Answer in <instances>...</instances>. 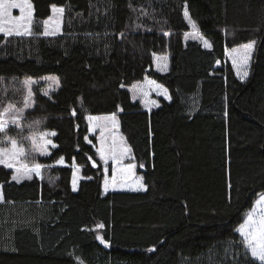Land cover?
I'll return each mask as SVG.
<instances>
[{
	"label": "trees",
	"instance_id": "trees-1",
	"mask_svg": "<svg viewBox=\"0 0 264 264\" xmlns=\"http://www.w3.org/2000/svg\"><path fill=\"white\" fill-rule=\"evenodd\" d=\"M30 2L36 35L0 37V110L23 108L24 78L54 75L59 87L34 88L21 126L0 133V146L14 138L29 163L45 166L43 179L17 184L0 165L11 201L0 203V264H258L235 230L264 193V0ZM185 4L211 49L183 41ZM51 5L65 14L62 32L46 37ZM249 41L241 81L225 50ZM163 53L169 67L158 72L154 56ZM146 77L170 97L150 111L126 88ZM113 113L144 191L103 193L88 117ZM40 132L56 133L48 155L29 148ZM73 164L84 177L75 192Z\"/></svg>",
	"mask_w": 264,
	"mask_h": 264
},
{
	"label": "snow or ice",
	"instance_id": "snow-or-ice-1",
	"mask_svg": "<svg viewBox=\"0 0 264 264\" xmlns=\"http://www.w3.org/2000/svg\"><path fill=\"white\" fill-rule=\"evenodd\" d=\"M52 15L43 21V32L40 33L43 36H52L56 35L58 32H62V24L63 17L65 14V8L57 5H51ZM13 9H18L20 15L14 16L12 13ZM184 17L187 20L188 24L198 32L197 26L195 22L191 19L188 11V6L185 4L184 7ZM50 25H54L50 29ZM34 26V8L33 4L30 0H0V37H2L6 42L9 38L12 37H32L36 35L33 31ZM139 27V25H137ZM123 33L120 34V37H123ZM164 35H169V33L165 32ZM201 39H203L201 37ZM255 41H249L239 48H233L230 50L232 64L235 69H237V74L241 79H244L247 75V65L248 61L251 58V53L255 48ZM203 45L205 48L211 49L212 45L207 41L203 40ZM228 50H226L227 54ZM157 61H160L163 67V70H167V56L163 57H154ZM161 65L158 64V67ZM45 80L51 81L55 85H59V80L56 77H45ZM24 88L27 90V95L25 96L24 109H18L15 105L9 104L7 107L0 110V133H5L7 135V128L9 126V119L13 123H16L18 127L21 125L18 121L22 120L24 115V110L27 109L30 105L34 104L33 89L32 85L37 83V81L32 78H26L23 82ZM148 84L154 85L157 90L158 95H163L165 99H170L168 96V90L163 88L160 84H157L154 80L147 81ZM124 85H121L123 87ZM130 91L140 90V85L134 84L129 89ZM44 95H48L47 90H43ZM119 109V106H117ZM75 115V112H73ZM88 120L90 121L89 131H93L96 127L101 128V137H100V147L97 149L99 154L100 161H103L104 164H107L109 159L112 161V182L113 186H115V182L117 179V165H120V171L131 172L135 167L133 164H129L126 167L122 165L123 159L128 156L131 158L130 154L132 149L124 142L123 137H120V142L117 144V136L112 131L113 129L118 130L119 122L116 118V114L113 113L111 115L105 117H92L89 116ZM95 121V124L91 122ZM101 121H110L111 128L109 129L106 124H101ZM108 131L111 134L112 144L107 145V137L104 136V132ZM56 135L55 132H40L39 136V151L41 154H46L47 145L52 144L50 139H46L48 136ZM32 140V144L35 148L37 145L36 134H33L32 137H29ZM11 143V148L0 147V165H2L6 169H11V181L19 184L23 180H32L33 175L35 177L43 179L42 168L45 167L39 163H35L32 166H29L27 163L22 162L21 158L24 160L28 158L27 150L19 145L17 140L14 138H9ZM87 141L88 138L85 137ZM52 147H56L55 144H52ZM91 160L92 158L89 157ZM57 164L63 165L64 159L61 157ZM92 166L97 167V162L95 160L92 161ZM50 167V166H49ZM140 167H143L141 164ZM107 172V168L105 169ZM79 168L73 164V174H72V191H77L78 179H83L84 177H79ZM87 179H91V177H87ZM109 182L107 177L104 181V189L108 190ZM133 191L146 190L145 186L140 183L138 188L131 189ZM11 203V201H5L4 193H3V185H0V203ZM240 239L235 241L238 243L244 251V256L247 258L251 257L253 262H258V264H264V195L259 196V198L254 202L251 210L246 214L244 221L239 225L235 230ZM101 243H104L103 238L97 237ZM155 249H151L150 251H154ZM78 264H82V261H78Z\"/></svg>",
	"mask_w": 264,
	"mask_h": 264
},
{
	"label": "rangeland",
	"instance_id": "rangeland-1",
	"mask_svg": "<svg viewBox=\"0 0 264 264\" xmlns=\"http://www.w3.org/2000/svg\"><path fill=\"white\" fill-rule=\"evenodd\" d=\"M12 13H13L14 16H19L20 15L18 9H13L12 10ZM51 15H52V12H51ZM52 27H54V25H50V29ZM197 30H198V32L196 30H194L189 25L188 32L184 33L183 36H182L183 41L184 42H186V41H196V42L200 43L202 45V47H204L203 40H207L211 44V42L209 41V39L206 38L205 36H203L201 34V32L199 31L198 28H197ZM59 33L60 32H58L57 34H59ZM201 37L203 39H201ZM241 45H243V44H241ZM241 45L236 46V47H233V48H239ZM233 48L226 49V50H228V52L226 54V50H225V57H224V61H228L232 65V67H233V64H232L230 50L233 49ZM205 49H209V48H205ZM254 51H255V48H254V50L251 53L250 60L248 61V65H247V72H248V74H249V69H250V65H251V62H252V58H253ZM163 56H167L166 63H167V70H168V67H169V55H168V53L157 54L154 57H163ZM158 64H160L161 66L158 67ZM154 68L158 72H165V71H167V70H163V67H162L161 62L160 61H157L156 59H154ZM233 70H234L236 76L238 78H240V76L237 74V69H235L233 67ZM247 76L244 79H241L240 78L241 81H244L247 78ZM45 77H56V76H54V75H46V76H43V77L37 78V79L32 78L33 80L37 81V83H35V84L32 85V89L34 90V88L38 87L39 88V91L42 94H43V90H47L48 91V94H49V93H51V91L56 90L59 87V85L57 86V85L53 84L51 81L43 79ZM25 79L26 78H24V80ZM149 80H153V79L146 77V78L142 79L141 81H138V82H135V83L132 84V85H134V84L140 85V90L130 91L129 89L132 87V85L126 87L127 90L130 93L131 100L133 102H139L140 105L146 111H150L151 109H153L156 106L160 105L161 100H169V99H165L163 95H158L157 94V90L155 89L154 85H150V84L147 83V81H149ZM156 83L157 84H160L158 82H156ZM161 86L163 88H165L163 85H161ZM26 95H27V90H26L25 96ZM33 96H34V92H33ZM33 96H32V99H33ZM168 96H169V94H168ZM32 105H30L28 108L32 107ZM22 109H24V106H23ZM105 116H108V115L94 116V117H105ZM8 119H9V123H10L11 122V119L10 118H8ZM91 123L92 124H95L96 122L93 121ZM100 123L101 124H106L109 129L111 128V122L110 121H101ZM88 126L90 128V121L89 120H88ZM112 131L116 134V136H117V144H119L120 137H122L120 135V133H119V128H118V130L113 129ZM89 132H90V134L95 135L96 140H97V149H98L100 147L101 128L100 127H96L93 131H89ZM104 136L107 137V145H111L112 144L111 134L108 131H105L104 132ZM49 137L50 136L46 137V139H49ZM36 139H37V145L35 146V148H34V146L32 144V141H31V144H30L29 148L31 147L30 149L36 150L39 154H41V152L39 151L40 142H39V136H38V134L36 136ZM50 146H51V144L47 145L48 148ZM0 147H2V146H0ZM4 147H7V148L10 149L11 148L10 141L8 142L7 146H4ZM48 154H49V150L46 149V154H41V155H48ZM98 156H99V154H98ZM130 156H131V154H130ZM28 159H30V158L28 157ZM21 160H22V162L27 163L29 166H32L33 165L32 163H29L28 160H24L23 157L21 158ZM101 163H102V166H103V173H104L103 182H102V190H103V193H107V192H140V191H144V190H139V191H133V190H131L133 188H138L140 183H142L144 185L143 180L136 173V170L138 168V165H137V163L135 161H133L132 156H131V158H129L128 156H126L123 159V161H122V165L125 166V167L127 165H129V164L135 165V167L132 169V171L130 173L127 172V171H120L119 169H120L121 166L120 165H117L116 166L117 169H118V171H117V179H116V182H115V186H113V182H112V168H113V165H112L111 159H109V161H108L107 164H104L103 161H101ZM106 168H107V172H105V169ZM33 176H35V175H33ZM78 176L79 177H82L81 176V172H80V168H79ZM106 177H107L108 182H109V187H108V190L107 191H105V189H104V181H105V178ZM80 181H81V179H78V185H79V182ZM71 187H72V184H71ZM77 188H78V186H77ZM261 195H264V193H262Z\"/></svg>",
	"mask_w": 264,
	"mask_h": 264
},
{
	"label": "water",
	"instance_id": "water-1",
	"mask_svg": "<svg viewBox=\"0 0 264 264\" xmlns=\"http://www.w3.org/2000/svg\"><path fill=\"white\" fill-rule=\"evenodd\" d=\"M91 164H92V161H91ZM93 167V166H92ZM93 168H97V167H93Z\"/></svg>",
	"mask_w": 264,
	"mask_h": 264
}]
</instances>
